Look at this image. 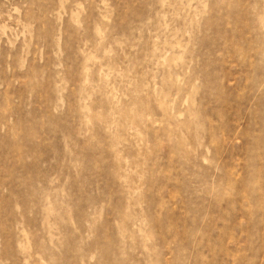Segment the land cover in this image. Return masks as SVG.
Wrapping results in <instances>:
<instances>
[{"label":"rangeland","instance_id":"1","mask_svg":"<svg viewBox=\"0 0 264 264\" xmlns=\"http://www.w3.org/2000/svg\"><path fill=\"white\" fill-rule=\"evenodd\" d=\"M0 264H264V0H0Z\"/></svg>","mask_w":264,"mask_h":264}]
</instances>
